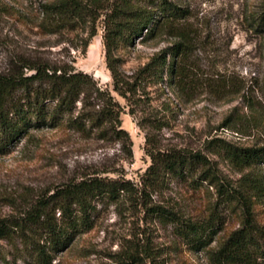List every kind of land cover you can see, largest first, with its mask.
Returning a JSON list of instances; mask_svg holds the SVG:
<instances>
[{
  "label": "rangeland",
  "instance_id": "1",
  "mask_svg": "<svg viewBox=\"0 0 264 264\" xmlns=\"http://www.w3.org/2000/svg\"><path fill=\"white\" fill-rule=\"evenodd\" d=\"M54 1L0 0V75L34 74L25 66L87 74L116 103V129L127 139L114 131L101 139L96 131L66 124L29 130L0 155V220L21 218L38 200L87 178L129 182L131 192L96 202L92 227L52 253L50 264H210L209 251L240 226L239 208L223 202L215 183H193L196 176L165 174L153 185L143 183L152 164L147 152H200L214 181L233 188H244L248 174L264 175V164L238 168L223 150L264 147V0H167L185 12L172 23L185 35V82L179 86L166 73L139 78L152 57L179 42L177 31L165 27L154 38L119 43L113 51L119 80L133 86L124 96L113 91L103 41L105 16L121 0H81L85 23L50 33L41 6ZM101 104L87 97L73 117L81 111L94 116ZM151 206L196 220L214 208L220 229L206 248L193 249L170 221L148 211ZM253 212L264 224V199ZM0 264L38 262L16 233L0 239Z\"/></svg>",
  "mask_w": 264,
  "mask_h": 264
},
{
  "label": "trees",
  "instance_id": "2",
  "mask_svg": "<svg viewBox=\"0 0 264 264\" xmlns=\"http://www.w3.org/2000/svg\"><path fill=\"white\" fill-rule=\"evenodd\" d=\"M138 1L121 0L120 5L111 9L104 20L106 65L113 80V91L120 96L132 91L133 86L119 80L116 68L112 65L113 51L119 43L154 38L165 27L177 31L175 35L179 42L152 57L140 70L139 78L143 81L156 79L166 73L180 86L186 77L182 64L185 35L172 25L173 20L184 17L185 12L167 0H144L147 6H140L143 0ZM41 13L50 33L62 27L81 25L86 19L81 0H55L43 4ZM24 68L34 74L0 75V155L6 153L12 143L29 130L55 129L63 124L78 132L96 131L101 139L110 131H114L119 139H127L122 130L116 129L120 126L116 103L106 91L97 87L90 76L62 67ZM92 96L101 101V110L94 116L81 111L73 117L76 104ZM223 150L226 158L238 168L264 164V147L225 145ZM147 155L152 164L142 177L143 183L147 181L153 185L165 174L179 178L196 176L193 183H215L223 202L239 208L242 215L240 226L230 232L215 250L209 251L210 264H264V224L255 221L253 212L254 204L264 199V175L248 174L242 179V182H246L244 188L241 185L233 188L214 181L210 162L200 152L150 150ZM131 191L129 182L97 177L71 183L48 200H38L21 218L1 219L0 239L17 233L30 246L38 264H50L52 253L64 249L75 236L92 227L96 202L116 200L121 192ZM49 204L52 206L49 207ZM148 211L170 221L177 234L193 249L206 248L220 229V217L214 215V208L207 217L197 220L185 219L181 214L161 206H151ZM26 230H30L32 235H26Z\"/></svg>",
  "mask_w": 264,
  "mask_h": 264
}]
</instances>
